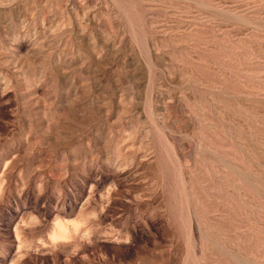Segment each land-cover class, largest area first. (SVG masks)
Masks as SVG:
<instances>
[{
  "label": "rangeland",
  "instance_id": "1",
  "mask_svg": "<svg viewBox=\"0 0 264 264\" xmlns=\"http://www.w3.org/2000/svg\"><path fill=\"white\" fill-rule=\"evenodd\" d=\"M0 264H264V0H0Z\"/></svg>",
  "mask_w": 264,
  "mask_h": 264
}]
</instances>
